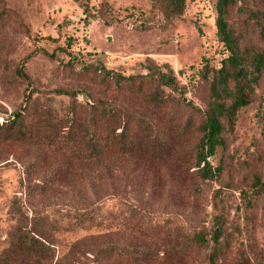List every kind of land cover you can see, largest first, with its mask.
<instances>
[{"label":"trees","instance_id":"obj_1","mask_svg":"<svg viewBox=\"0 0 264 264\" xmlns=\"http://www.w3.org/2000/svg\"><path fill=\"white\" fill-rule=\"evenodd\" d=\"M77 1L85 13H92L87 0ZM187 1L155 0L154 4L172 21L184 13ZM239 1L216 0L217 34L228 55L220 66L203 68L209 88L204 110L186 99L187 86L174 68L150 56L115 66L93 53H84L86 59L71 55L66 65L73 63L78 74L92 75L91 85L82 88L92 99L89 102L78 98L77 88L56 89L69 98L56 103L53 97L43 100L29 90L22 106L0 122V142L22 141L35 148L31 159L23 162L29 200L49 198L50 202L65 191L80 197L75 205L52 201L53 206L31 208L26 225L20 222L11 235L0 264H75L89 255L95 264L109 260L164 264L171 259L190 263L201 254L207 264H222L230 248L225 213H215L210 230L205 224L187 227L174 214H159L154 199L165 175L155 168L174 164L181 173L195 168L201 180L214 178L211 158L225 144L226 129L253 102L264 73V46L249 43L232 27L230 8ZM262 4L256 20L264 40V0ZM128 16L131 23L144 21L141 13ZM26 61L19 74L29 79ZM50 160L51 167L46 163ZM140 160L146 164L140 165ZM182 188L180 179L171 181L174 194ZM245 191L251 198H264V177L254 175ZM114 221L127 232L122 241L109 237ZM76 230L83 233L65 254L60 253L55 235ZM234 264L254 262L243 252Z\"/></svg>","mask_w":264,"mask_h":264},{"label":"rangeland","instance_id":"obj_2","mask_svg":"<svg viewBox=\"0 0 264 264\" xmlns=\"http://www.w3.org/2000/svg\"><path fill=\"white\" fill-rule=\"evenodd\" d=\"M87 1L92 11L89 15L77 0H0V122L22 106L31 89L38 98L53 97L56 103L69 100L68 96L57 94L56 89L77 88L81 91L80 100L91 101L84 97L82 88L91 85L92 75L78 74L73 63L65 64L73 54L86 59L84 53H93L96 59L115 66L132 64L135 58L146 56L160 64L168 63L186 84V99L206 109L209 88L202 78L203 68L220 66L228 55L217 34L216 0H188L184 13L172 21L160 13L155 0ZM262 7V0L239 1L230 8V22L249 43L264 46L256 20ZM131 12L141 13L144 21L128 22ZM25 59L29 79L19 74ZM255 91L253 102L242 108L235 125L226 129L225 144L211 158L214 178L201 180L194 174L195 168L181 173L182 168L174 164L172 168H155L165 175L164 181L158 182L154 199L159 214H174L187 227L205 224L210 230L215 213H225L230 248L222 264H234L243 252L254 264H264V198H251L245 191L254 175L264 177V73ZM35 151L22 141L0 142V258L18 224L26 225L25 215H31V208L53 206L52 201L75 205L76 197H80L65 191L59 192L61 198L50 202L49 198L29 200L23 182V162L31 159ZM46 163L53 165L51 160ZM139 164L146 162L140 160ZM173 179L182 183V191L177 194L170 191ZM58 187L64 189L62 184ZM109 227V237L125 239L127 232L116 222ZM82 233H57L54 242L60 253L65 254L73 239ZM75 264L95 261L92 255L88 259L81 256ZM106 264L119 263L109 260ZM164 264L207 263L201 254L190 263L171 259Z\"/></svg>","mask_w":264,"mask_h":264},{"label":"water","instance_id":"obj_3","mask_svg":"<svg viewBox=\"0 0 264 264\" xmlns=\"http://www.w3.org/2000/svg\"><path fill=\"white\" fill-rule=\"evenodd\" d=\"M84 97L86 98V99H89V97H88V95L84 92Z\"/></svg>","mask_w":264,"mask_h":264}]
</instances>
